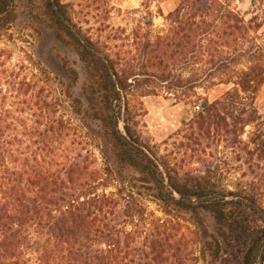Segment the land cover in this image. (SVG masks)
I'll list each match as a JSON object with an SVG mask.
<instances>
[{
  "label": "rangeland",
  "instance_id": "rangeland-1",
  "mask_svg": "<svg viewBox=\"0 0 264 264\" xmlns=\"http://www.w3.org/2000/svg\"><path fill=\"white\" fill-rule=\"evenodd\" d=\"M63 1L86 35L132 74L127 100L142 144L163 171L211 182L219 192L245 189L264 208V83L242 88L244 73L264 66V0ZM234 17L244 25L231 36ZM69 68L79 74L75 84ZM86 83L84 63L58 38L41 0H0V125L9 149L51 171L55 150L65 146L88 156L92 169H104L98 144H80L71 135L77 129L98 140L102 133L99 123L72 107L70 93L83 101ZM58 120L75 129L63 144L54 134ZM14 160L8 163L15 168L20 163ZM108 164L113 175L107 193L132 182L144 194L148 215L137 222L141 230L163 244L184 237L180 262L190 264L196 256L207 264L192 215L164 208L133 169L123 170L111 158ZM204 219L212 230V217ZM143 234L141 243L149 236ZM9 262L0 258V264Z\"/></svg>",
  "mask_w": 264,
  "mask_h": 264
},
{
  "label": "trees",
  "instance_id": "trees-1",
  "mask_svg": "<svg viewBox=\"0 0 264 264\" xmlns=\"http://www.w3.org/2000/svg\"><path fill=\"white\" fill-rule=\"evenodd\" d=\"M41 2L58 38L75 49L87 69L84 100L70 93L73 110L82 119L99 123L102 131L98 140H93L89 132H79L58 120L55 138L63 144L69 131L75 130L71 135L80 144H98L106 166L92 169L95 162L88 156L65 146L55 150L51 171L41 164L32 166L19 150L8 148L6 127L0 125V258H9V264H177L176 260L184 264L180 262L186 250L184 237L163 244L141 230L137 222L146 218L148 211L144 194L134 190L136 184L130 182L132 186L127 188L126 182H121L124 186L117 194L107 193L113 175L108 164L111 158L123 170L130 168L140 174L137 181L141 187L164 208L192 215L207 264H264V208L258 196L245 189L219 192L211 182L180 180L168 169L164 172L142 144L127 100L132 74L122 71L75 23L67 3ZM243 25L234 17L230 35ZM69 71L72 84L77 83L78 72ZM244 74V91L257 90L264 83L262 65ZM14 158L20 163L15 168L8 163ZM204 214L212 217V230ZM129 226L134 230L129 231ZM143 233L149 236L141 243ZM198 261L196 256L188 259L190 264Z\"/></svg>",
  "mask_w": 264,
  "mask_h": 264
},
{
  "label": "built area",
  "instance_id": "built-area-1",
  "mask_svg": "<svg viewBox=\"0 0 264 264\" xmlns=\"http://www.w3.org/2000/svg\"><path fill=\"white\" fill-rule=\"evenodd\" d=\"M195 111H201V106H197L196 108H195Z\"/></svg>",
  "mask_w": 264,
  "mask_h": 264
}]
</instances>
